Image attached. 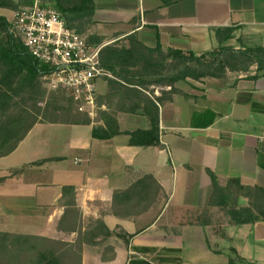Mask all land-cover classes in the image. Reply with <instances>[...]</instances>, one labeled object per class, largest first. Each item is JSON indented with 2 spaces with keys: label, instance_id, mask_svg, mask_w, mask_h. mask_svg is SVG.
I'll list each match as a JSON object with an SVG mask.
<instances>
[{
  "label": "crops",
  "instance_id": "obj_1",
  "mask_svg": "<svg viewBox=\"0 0 264 264\" xmlns=\"http://www.w3.org/2000/svg\"><path fill=\"white\" fill-rule=\"evenodd\" d=\"M93 1L94 11L78 13L65 14L58 0H46V5L61 16H79L72 30L102 45L100 62L112 77L96 81V107L88 115L92 123H36L15 151L0 158L16 160L0 166V177H5L0 181V225L8 228L2 231L74 243L78 230L91 231L102 220L112 231L135 235L127 243L103 229L90 232L82 264H229L238 256L264 264L257 253L264 243V221L235 224L221 206L211 205L213 184L207 172L212 170L223 186L239 178L244 185L264 187V113L252 107V102L264 104V76L250 79L257 72L253 66L222 78H187L175 83L174 93L160 81L171 61L162 52L213 50L218 46L213 27L240 26L237 36L258 45L253 39L264 37V0H179L166 7L161 0ZM71 6L68 0L66 7ZM111 67L124 70L127 78L130 70L146 67L149 73L138 79L150 89H130L133 85L114 77ZM144 94L165 98L159 113L161 146L130 145L125 133L150 128ZM103 112L117 118L123 133L93 136L94 128L107 129ZM44 159L49 160L33 163ZM146 174L155 177L162 192L139 214L116 216L115 192ZM64 186L75 187V193L63 192ZM240 204L246 206L248 199L241 198ZM249 238L255 239V254L249 251ZM102 241L108 256L115 254L109 261L102 260L103 248L92 244Z\"/></svg>",
  "mask_w": 264,
  "mask_h": 264
},
{
  "label": "trees",
  "instance_id": "obj_2",
  "mask_svg": "<svg viewBox=\"0 0 264 264\" xmlns=\"http://www.w3.org/2000/svg\"><path fill=\"white\" fill-rule=\"evenodd\" d=\"M65 8L57 7L66 14L68 11L79 12L84 9L94 11L93 0H69L71 8L66 7L68 0H58ZM163 6H169L179 0H161ZM42 5H46L43 0ZM81 3V4H80ZM85 5V8L81 7ZM20 0H0V8L18 10L21 7ZM67 26L74 29L73 22L79 16H62ZM240 26L213 27L218 46L213 50L196 54L193 51L185 52L178 49H169L162 56L171 59L166 69L162 72L160 81L171 86L174 93L175 83L187 78L200 80L205 77H226L228 72H249L256 66V74L249 76L256 80L264 76V45H247L242 36H237ZM236 40L238 46L231 44ZM105 47V46H104ZM103 47V48H104ZM121 50L117 56H121ZM153 60V59H152ZM155 61V60H154ZM147 61H145L146 63ZM42 69L40 63L32 56L24 45L20 36L11 31V22L6 16L0 15V158L11 154L17 149L21 141L36 123H92L88 114L74 111L72 98L63 90H49L39 77ZM114 77L122 78L125 85L136 92L142 89H150L147 82L138 79L149 73L146 67L130 70L131 78L116 72ZM126 71V70H125ZM129 71V70H128ZM164 71V70H162ZM157 70H153L156 73ZM116 81V80H110ZM133 81V83L131 82ZM145 95V94H144ZM146 96V95H145ZM164 97L146 96L144 111L150 120V128L138 129L125 132L130 136L129 144L138 146H161L160 137V104ZM141 107V106H140ZM253 110L264 113V104L252 102ZM108 112H103V118L107 125L106 130L93 129V136L98 138H111L123 133L119 129L118 120L115 116L107 117ZM101 114V112H100ZM205 121L208 125L214 121ZM49 159L33 163L42 164ZM26 166V165H25ZM12 169V173H19L24 169ZM213 184L211 205L221 206L235 224L255 223L264 221V187L258 185H244L239 178H231L226 186L219 183L216 174L207 169ZM5 177H0V181ZM70 190L75 193V187L64 186L63 192ZM162 192V186L152 174H146L134 182L125 190L115 192L113 197V212L120 218L131 217L139 214L142 206L153 202L157 195ZM241 198H247L248 204H240ZM75 207V201L73 202ZM77 209V208H75ZM104 230L105 235H118L127 243L135 234L125 231L116 232L110 230L102 220H97L96 226L91 231L82 233L78 230V238L74 243L56 240L45 236L23 234L9 231H0V264H82L83 243L99 230ZM93 234H91V233ZM94 246L103 248L102 260L109 261L115 257L108 256V246L102 242H93ZM229 264H257L239 257L232 259Z\"/></svg>",
  "mask_w": 264,
  "mask_h": 264
},
{
  "label": "built area",
  "instance_id": "obj_3",
  "mask_svg": "<svg viewBox=\"0 0 264 264\" xmlns=\"http://www.w3.org/2000/svg\"><path fill=\"white\" fill-rule=\"evenodd\" d=\"M11 31L20 36L42 69L39 77L52 91L63 90L76 110L93 116L96 81L112 77L100 62L102 45H92L70 29L60 12L41 0L15 11Z\"/></svg>",
  "mask_w": 264,
  "mask_h": 264
},
{
  "label": "rangeland",
  "instance_id": "obj_4",
  "mask_svg": "<svg viewBox=\"0 0 264 264\" xmlns=\"http://www.w3.org/2000/svg\"><path fill=\"white\" fill-rule=\"evenodd\" d=\"M18 1V0H17ZM21 1V6L20 7H25V6H31V5H33V3H34V0H20ZM5 14L6 15V18L11 22V26H12V22H13V18H14V10H7V9H0V14ZM231 44H233V45H235V46H238V43H237V41L236 40H232L231 41ZM253 44H258V45H260V44H264V37H260V36H256L254 39H253ZM15 158V156L14 157H9V158H7V159H5V161H3V160H1L0 161V166H3V164H10V163H13V162H15L16 160L14 159ZM24 224V223H23ZM22 223H21V225H23ZM20 225V226H21ZM20 226L18 227V226H12L11 227V229H21L20 228ZM10 229V230H11ZM0 230L2 231V230H8V228L6 229V228H3L1 225H0ZM264 231V230H263ZM255 241V239L254 238H249V240H248V245L250 246V248H249V251H251V253L252 254H255V251H252V249H251V246L253 245H255L254 242ZM259 250H258V255H260V257L262 258V257H264V243H263V246H262V249L260 250V248H258ZM260 251V252H259Z\"/></svg>",
  "mask_w": 264,
  "mask_h": 264
}]
</instances>
